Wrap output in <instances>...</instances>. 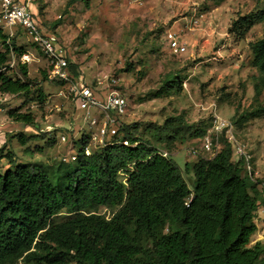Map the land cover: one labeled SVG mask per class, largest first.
I'll return each instance as SVG.
<instances>
[{
    "label": "trees",
    "instance_id": "trees-1",
    "mask_svg": "<svg viewBox=\"0 0 264 264\" xmlns=\"http://www.w3.org/2000/svg\"><path fill=\"white\" fill-rule=\"evenodd\" d=\"M261 19L258 14L240 17L239 34ZM250 46L251 64L261 74L254 85L257 96L264 89V36ZM24 52L0 27V94L43 104L41 82L28 77L25 65L19 66V76L8 74L10 59ZM69 68L78 75L75 65ZM178 80L167 74L163 87ZM33 95L36 99L29 98ZM20 108L9 109L7 116L35 126L33 113ZM259 110L264 114V106ZM151 130L166 147L206 134L180 118ZM43 136L13 137L25 145ZM115 137L119 142L94 146L86 154L89 136H82L75 160L63 158L54 165L16 163L10 151L0 155L9 162L0 172V264H264V239L250 243L262 180L246 171L243 157L232 160L224 135L213 157H199L183 169L137 136L134 125L121 124ZM46 143L54 144L55 138ZM183 171L192 172L190 185ZM100 208L114 211L107 217ZM60 212L65 217L54 221Z\"/></svg>",
    "mask_w": 264,
    "mask_h": 264
},
{
    "label": "rangeland",
    "instance_id": "rangeland-1",
    "mask_svg": "<svg viewBox=\"0 0 264 264\" xmlns=\"http://www.w3.org/2000/svg\"><path fill=\"white\" fill-rule=\"evenodd\" d=\"M31 2L44 31L59 38L69 61L77 67L75 77L80 76L100 95L115 89L125 98V113L116 118L119 125H134L137 136L148 140L183 169L185 163L199 157H213L220 145L213 151H202L199 137L186 136L166 147L157 140L152 126H159L168 118H180L211 136L214 119L228 121L230 126L220 133L247 155L246 171L251 172L253 179L264 181V114L259 113L264 106V89L255 95L254 85L261 74L251 64L250 46L264 36V0ZM250 14L262 16L261 21L239 34L238 19ZM3 31L7 33V29ZM12 33L10 39L25 50L28 59L13 55L8 74L19 76V66L25 65L28 77L41 82L45 102L38 104L22 95L0 94V155L10 151L16 163L54 165L63 158L71 159L82 136H89V150H94L100 145L98 135L104 115L96 109L77 110L68 85L48 78V60L23 30L14 26ZM167 33L175 35L184 46L182 52H174L169 46ZM167 74L178 76L179 83L164 88ZM29 98L36 99L35 95ZM16 108L33 113L35 126L10 119L7 111ZM254 112L257 116L251 115ZM92 118L97 119L95 123H91ZM19 133L44 136L30 138L21 145L13 137ZM60 136H64V142ZM52 137L55 143L47 144ZM35 146L42 148L38 151ZM232 154L236 161L237 154ZM7 166L8 159L2 158L0 172ZM124 176L119 175L123 183ZM183 177L190 185L192 172L183 171ZM257 189L261 207L264 189ZM113 211L98 210L107 217ZM65 215L60 212L53 220H62ZM260 218L262 227L256 225L250 243L264 239V215Z\"/></svg>",
    "mask_w": 264,
    "mask_h": 264
},
{
    "label": "built area",
    "instance_id": "built-area-1",
    "mask_svg": "<svg viewBox=\"0 0 264 264\" xmlns=\"http://www.w3.org/2000/svg\"><path fill=\"white\" fill-rule=\"evenodd\" d=\"M32 0H0V26L11 32L12 27H20L31 42L39 49L42 55L49 62L48 78L57 82L68 85L69 94L75 101L77 110L86 111L96 109L104 115V124L100 127L98 135V143L100 145H111L116 141V135L120 128L117 119L125 113L126 100L115 89H108L102 94H98L94 89L86 85L80 76L76 78L70 71L67 53L59 38L54 33H46L42 27L39 17L30 9ZM167 41L174 52H182L185 48L179 43L175 35L167 33ZM23 60L28 59V55L21 57ZM96 118H92L91 123L96 122ZM230 122L221 119H214L211 125L214 133L210 136L209 132L201 138L202 151H213L218 147V133L230 126ZM218 130V131H217ZM216 132V133H215ZM221 134V133H220ZM232 146V153L235 152L238 158L247 159V155L243 153L239 146L232 145V140L225 137ZM64 142V136H60ZM93 141L96 140L95 137ZM122 144L128 145L126 141L121 140ZM234 146L235 150L234 151ZM84 152L89 154V146L84 148ZM233 155V154H232ZM71 160L75 157L71 156ZM249 168V166H247ZM259 187L264 189V181L259 183ZM264 197V195H263ZM260 216L264 215V203H261L256 211Z\"/></svg>",
    "mask_w": 264,
    "mask_h": 264
},
{
    "label": "crops",
    "instance_id": "crops-1",
    "mask_svg": "<svg viewBox=\"0 0 264 264\" xmlns=\"http://www.w3.org/2000/svg\"><path fill=\"white\" fill-rule=\"evenodd\" d=\"M32 6H33V4H32V2L30 3V9H31V11L32 12H34L33 11V8H32ZM36 14V13H35ZM1 27V26H0ZM3 29V28H2ZM7 34L10 36V35H13V33H12V29H11V32L9 33V31L7 30ZM24 55V54H23ZM68 60H69V58H68ZM70 62V61H69ZM71 63V62H70ZM71 71V70H70ZM1 140V139H0ZM27 144V143H26ZM25 144V145H26ZM261 197H263V196H261ZM260 201H261V198H260ZM257 211V210H256ZM254 223H255V225H257V224H259L257 227H262L261 226V218H260V215L256 212V216H255V218H254Z\"/></svg>",
    "mask_w": 264,
    "mask_h": 264
}]
</instances>
